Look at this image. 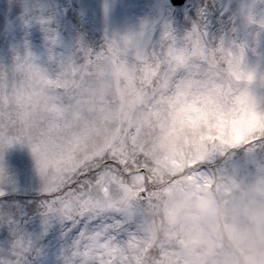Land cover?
I'll return each instance as SVG.
<instances>
[{"label":"snow or ice","instance_id":"obj_1","mask_svg":"<svg viewBox=\"0 0 264 264\" xmlns=\"http://www.w3.org/2000/svg\"><path fill=\"white\" fill-rule=\"evenodd\" d=\"M225 170L264 172V0L0 4V264H168L153 202Z\"/></svg>","mask_w":264,"mask_h":264},{"label":"rangeland","instance_id":"obj_2","mask_svg":"<svg viewBox=\"0 0 264 264\" xmlns=\"http://www.w3.org/2000/svg\"><path fill=\"white\" fill-rule=\"evenodd\" d=\"M174 164L181 171L183 157ZM149 215L150 234L164 242L168 264H243L231 238L264 225V172L191 174L165 188Z\"/></svg>","mask_w":264,"mask_h":264},{"label":"clouds","instance_id":"obj_3","mask_svg":"<svg viewBox=\"0 0 264 264\" xmlns=\"http://www.w3.org/2000/svg\"><path fill=\"white\" fill-rule=\"evenodd\" d=\"M246 229L232 236L234 253L239 254L243 264H264V225L254 226L251 235Z\"/></svg>","mask_w":264,"mask_h":264}]
</instances>
